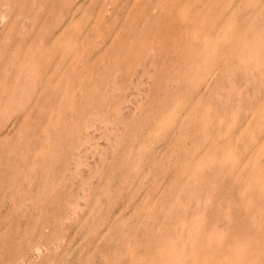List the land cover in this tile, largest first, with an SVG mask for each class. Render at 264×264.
<instances>
[{"label": "rangeland", "instance_id": "rangeland-1", "mask_svg": "<svg viewBox=\"0 0 264 264\" xmlns=\"http://www.w3.org/2000/svg\"><path fill=\"white\" fill-rule=\"evenodd\" d=\"M0 264H264V0H0Z\"/></svg>", "mask_w": 264, "mask_h": 264}]
</instances>
